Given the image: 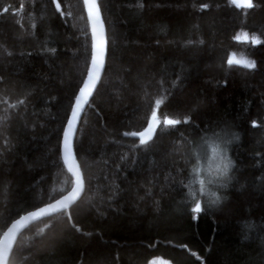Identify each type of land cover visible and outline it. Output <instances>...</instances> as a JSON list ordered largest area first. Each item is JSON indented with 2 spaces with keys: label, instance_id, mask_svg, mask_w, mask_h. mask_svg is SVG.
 Instances as JSON below:
<instances>
[{
  "label": "trees",
  "instance_id": "obj_1",
  "mask_svg": "<svg viewBox=\"0 0 264 264\" xmlns=\"http://www.w3.org/2000/svg\"><path fill=\"white\" fill-rule=\"evenodd\" d=\"M58 2L71 17L48 0H0V94L25 101L0 122V234L70 184L58 148L91 32L82 0ZM253 3L243 10L228 0H99L107 66L75 143L86 191L73 218L82 232L62 219L50 228L39 222L20 237L10 264H264V0ZM245 33L262 43L233 39ZM230 53L256 67L228 65ZM162 89L172 95L158 115H187L190 123L161 126L146 150L134 151L122 133L144 125L146 101ZM6 107L0 102V116ZM223 131L238 137L227 145L234 179L218 191L220 203L193 220L180 181L192 178L193 164L215 172L222 157L201 147L197 162L192 149Z\"/></svg>",
  "mask_w": 264,
  "mask_h": 264
},
{
  "label": "snow or ice",
  "instance_id": "obj_2",
  "mask_svg": "<svg viewBox=\"0 0 264 264\" xmlns=\"http://www.w3.org/2000/svg\"><path fill=\"white\" fill-rule=\"evenodd\" d=\"M228 3L236 9L249 10L255 7L253 0H228ZM48 6L54 7L55 12L59 13L62 17L65 15L71 17L72 15L71 12L65 13L61 11V3L58 2V0H48ZM65 6L67 7L68 5ZM82 6L84 12L87 13V28L91 32L90 54L86 46L85 67L81 74V80L70 101L69 110L65 115V122L62 125V140L58 148V156L62 164L61 172L66 170L67 173L70 174V184L69 187L63 189L59 195L54 196L50 193L46 202L41 205H33L30 210L25 209L23 214H18V218H14L10 222L5 223L4 230L2 234H0V264H10V256L14 251V245L17 242L19 234L32 222L48 218L47 222L44 224V228H50L56 220L62 219L66 222L67 226L76 233L82 232V228L73 218V210L80 202L82 193L85 191V179L82 165L78 162L75 152L74 136L82 113L86 106H91L90 98L94 95L97 82L101 78V71L105 67L106 43L104 23L101 19V8L97 0H82ZM140 6L142 7V5ZM200 7L207 8L208 5L201 4ZM22 9L23 5H21V10ZM3 11L7 12L8 9L5 8ZM81 18L83 19V17ZM16 23L19 24L20 21L17 20ZM32 27L34 28L35 24H33ZM85 35H87L86 32ZM233 39L237 41L243 39V42L252 45L262 43L258 36L254 34L249 35L248 33H245L243 37L236 35ZM189 43H191V41H189ZM4 51L6 55H11V52L6 48ZM45 51L54 53L56 49L45 47ZM227 64L230 66L237 64L246 69H254L256 67L254 61L248 59L236 60L231 53L227 57ZM179 79L180 76L177 75V80ZM0 82H2V78H0ZM175 86L176 82L173 81L172 87L174 88ZM145 95H148L147 91H145ZM171 95L172 93L170 91L162 89L156 96L150 97L146 101L143 115L145 121L144 125L136 130H126L122 133L124 137L135 138L130 145L134 151L146 150L150 142H153L154 136L161 126L173 131L178 130L177 126L181 124L188 125L190 123V117L187 115L182 118L167 113L158 115V111ZM0 102L7 105V107L3 109L5 115L0 116V122L10 119V116L7 114L8 109H16L17 105H23L25 103L23 99H18L15 103H11L9 102V98L3 96V94H0ZM252 126H257L255 120L252 121ZM260 126L264 127V121H261ZM237 139L238 137L235 133L223 131L213 132L208 136H201V143L199 144L193 142V160L199 162L201 158V147L204 149L205 154L210 151L213 155H220L222 159L220 164L216 166L215 172H205L197 167L196 164H193L191 168L192 178L190 180L180 181L184 211L190 214L191 219H199L201 215L207 214L211 207L218 205L221 201V196L217 194L218 191L228 187L234 179V176L229 174L234 166L232 161L228 158L227 145ZM122 159H125V157H122ZM92 206L94 207V205ZM245 227L251 228L252 225L245 224ZM43 232L44 230L41 229L40 234L42 235ZM179 247L186 248L187 246L181 244ZM191 255L197 260L201 259L195 251L191 252ZM146 264H170V261L162 258H154L147 261Z\"/></svg>",
  "mask_w": 264,
  "mask_h": 264
},
{
  "label": "water",
  "instance_id": "obj_3",
  "mask_svg": "<svg viewBox=\"0 0 264 264\" xmlns=\"http://www.w3.org/2000/svg\"><path fill=\"white\" fill-rule=\"evenodd\" d=\"M97 3L99 4V0H97ZM99 5H100V4H99ZM86 16H87V13H86ZM101 19H102V21H103V23H104V19H103L102 12H101ZM104 31H105V39H106V43H105V67H104V69L101 71V78H100V80L97 82V88H96V90L94 91V95H95V93H96V91H97L99 85L101 84V81H102V79H103V77H104L105 70H106V66H107V59H108V38H107V30H106L105 23H104ZM94 95H93V97H94ZM93 97L90 98V103H91ZM87 109H88V106H86L84 112H83L82 115H81V119H80V121L78 122V125H77V131H76V134H75V136H74V148H75V143H76V139H77L78 131H79V128H80V124H81V121H82L83 116H84V114H85V112H86ZM130 138H131V137H130ZM131 139L134 140L135 138H131ZM85 191H86V183H85ZM85 191L82 193V197L84 196ZM81 199H82V198H81ZM17 218H18V217H17ZM47 219H48V218H44L43 220L32 222V223H31L26 229L22 230V232H21V233L19 234V236H18V239H17L16 244L14 245V250H15V248H16V245H17V243H18L20 237H21V236H22V235H23L28 229H30L31 227H33V226L36 225L37 223L42 222V221L47 220ZM13 252H14V251H13ZM12 254H13V253H12ZM12 254H11V256H10V260H11Z\"/></svg>",
  "mask_w": 264,
  "mask_h": 264
},
{
  "label": "rangeland",
  "instance_id": "obj_4",
  "mask_svg": "<svg viewBox=\"0 0 264 264\" xmlns=\"http://www.w3.org/2000/svg\"><path fill=\"white\" fill-rule=\"evenodd\" d=\"M171 264V263H170Z\"/></svg>",
  "mask_w": 264,
  "mask_h": 264
}]
</instances>
